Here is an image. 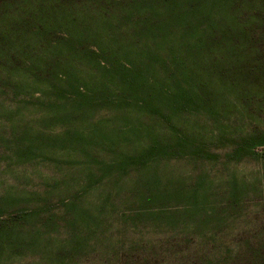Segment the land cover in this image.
I'll use <instances>...</instances> for the list:
<instances>
[{
  "label": "rangeland",
  "instance_id": "374dc122",
  "mask_svg": "<svg viewBox=\"0 0 264 264\" xmlns=\"http://www.w3.org/2000/svg\"><path fill=\"white\" fill-rule=\"evenodd\" d=\"M263 2L0 4V264H264Z\"/></svg>",
  "mask_w": 264,
  "mask_h": 264
},
{
  "label": "trees",
  "instance_id": "16d2710c",
  "mask_svg": "<svg viewBox=\"0 0 264 264\" xmlns=\"http://www.w3.org/2000/svg\"><path fill=\"white\" fill-rule=\"evenodd\" d=\"M8 0H0V4H4L7 3ZM33 43L36 44V41L34 38L32 39ZM49 41V37L45 36L43 38V41H40L41 44H45L48 43ZM70 42V41H69ZM69 45H71V43H69ZM166 184H164L165 186ZM135 193H139L140 194V199H144L145 203H142L139 201L140 199L135 200L134 204L132 206H134L135 209H140L141 211V215H137L135 221L139 220V218H143V216H145V211L146 210H152V212L155 213V215H157V219H158V224L161 227H171L173 229H177V228H184L185 226H187L189 223L187 222V220L183 219V216L180 213L181 210H184L182 205H180L181 207H178L175 210L170 211V206L172 204L166 202L165 198H161L159 197L158 200H156L155 204H152L151 199L153 200V198L156 196L152 190L146 189L149 192L150 198L149 201L145 200V196L142 194L141 191L135 189ZM129 207V208H133V207ZM178 213V214H177ZM139 222V221H137ZM46 224V222H45ZM196 231V230H195ZM200 232V231H199Z\"/></svg>",
  "mask_w": 264,
  "mask_h": 264
},
{
  "label": "crops",
  "instance_id": "0c3cea01",
  "mask_svg": "<svg viewBox=\"0 0 264 264\" xmlns=\"http://www.w3.org/2000/svg\"><path fill=\"white\" fill-rule=\"evenodd\" d=\"M263 5H264V2H263Z\"/></svg>",
  "mask_w": 264,
  "mask_h": 264
}]
</instances>
